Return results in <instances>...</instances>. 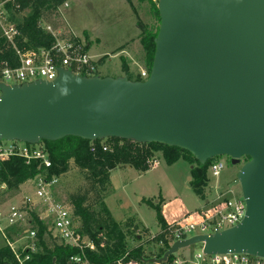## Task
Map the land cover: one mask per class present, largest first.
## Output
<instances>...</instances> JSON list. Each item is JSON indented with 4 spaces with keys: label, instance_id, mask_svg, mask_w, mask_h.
I'll return each instance as SVG.
<instances>
[{
    "label": "water",
    "instance_id": "water-1",
    "mask_svg": "<svg viewBox=\"0 0 264 264\" xmlns=\"http://www.w3.org/2000/svg\"><path fill=\"white\" fill-rule=\"evenodd\" d=\"M157 11L146 80L58 69L51 83L0 84V141L118 139L178 148L201 165L243 161L241 222L176 241L150 263L198 244L264 259V0H159Z\"/></svg>",
    "mask_w": 264,
    "mask_h": 264
},
{
    "label": "rangeland",
    "instance_id": "rangeland-1",
    "mask_svg": "<svg viewBox=\"0 0 264 264\" xmlns=\"http://www.w3.org/2000/svg\"><path fill=\"white\" fill-rule=\"evenodd\" d=\"M59 10L60 14L56 18L50 19L48 23L42 22V26L49 25L52 29H60L65 36H75L83 40L89 55L95 60L100 54L108 52L107 56L98 59V77H127L128 80L135 81L141 69L147 71L141 60L143 50L137 38L138 29L135 25L140 22L149 29H155L158 22L146 1L69 0L68 7H60ZM28 14V10L21 13L17 20ZM16 144L23 147L21 142ZM153 156L157 160V166L149 168L146 172H139L127 165L118 166L110 171L105 191L99 193L104 206L125 235L127 248L142 246L146 254L151 256L161 247L160 243L154 242V238L158 234H164L151 206H159L161 215L168 225L198 221L200 216L210 209V203L215 200L217 193L239 187L236 176L243 163L241 161L240 164L233 166L227 157L216 158L221 160L225 167L217 177H212L207 171V182L201 198L189 185L190 165L186 161L179 159L172 165H167L162 153L155 152ZM56 179L53 194L66 205L69 194L77 191L79 187L86 186L84 173L71 162L69 170ZM24 196L36 199L32 183L26 182L21 185L18 192L1 194L0 210L5 212L7 206L19 205L20 199ZM33 210L36 213L41 211L39 206H35ZM46 223L51 236L58 243L55 232L50 224ZM25 225L27 229L28 226ZM1 227H5V223L1 224ZM16 227L18 226L5 228L3 233L8 230L13 232ZM33 240L34 238L28 239L26 235H22L13 244L19 250L22 246L31 245L35 251ZM5 245L0 232V248ZM201 249V245H193L179 250L174 256L175 259L191 261Z\"/></svg>",
    "mask_w": 264,
    "mask_h": 264
},
{
    "label": "trees",
    "instance_id": "trees-1",
    "mask_svg": "<svg viewBox=\"0 0 264 264\" xmlns=\"http://www.w3.org/2000/svg\"><path fill=\"white\" fill-rule=\"evenodd\" d=\"M139 1H146L149 4L151 13L159 23L157 6L148 0ZM65 2L67 0H14L13 5L8 4L6 9L12 11L11 20L15 21L21 35L18 39V46L25 49L49 48L54 43V39L45 33L39 24L48 23L50 19L56 18L58 9ZM27 10L29 14L17 20V16ZM136 26L137 38L143 50L141 60L149 72L158 26L155 29H149L140 22H137ZM10 56L9 49L5 50L0 47V61L7 60ZM140 80L137 77L135 81ZM105 141L109 145V150L106 152L98 147V140L88 142L79 138L67 137L57 142H40L48 152L51 162V167L45 173L46 179L50 180L52 177L66 173L70 162L84 173L86 186L79 187L66 199L74 218L79 221V233L91 239L95 245L94 251H85L89 264H152L150 260L160 259L172 245V240L166 234H158L154 242L160 243L161 247L153 256L146 254L142 246L127 248L125 235L104 206L99 194L105 191L109 172L121 165L130 166L139 172H146L149 170L147 161L153 158L155 152H159L162 153V158L167 165H172L182 159L193 166L189 172L191 178L189 185L192 191L202 198L203 188L207 182L206 173L214 159L201 165L191 154L178 148L160 144H136L132 141L118 139H106ZM91 143L96 146L94 153L90 152ZM42 174H44V168L38 161L25 163V160L18 156H10L0 161V184L6 185V193L18 192L21 185L33 181ZM151 207L155 210L160 230H165L168 224L165 223L159 206L152 205ZM25 226L35 231L32 244L35 251L19 250L22 258L28 256V260L23 264H71L70 258L79 254L76 249L58 244L47 229V223L40 221L36 212H29V220ZM16 228L13 232L9 230L6 232L10 242L18 240L26 230L24 225H18ZM101 243L103 247H100ZM174 260L175 256L171 255L164 264H172ZM0 264H19L6 245L0 248Z\"/></svg>",
    "mask_w": 264,
    "mask_h": 264
},
{
    "label": "built area",
    "instance_id": "built-area-1",
    "mask_svg": "<svg viewBox=\"0 0 264 264\" xmlns=\"http://www.w3.org/2000/svg\"><path fill=\"white\" fill-rule=\"evenodd\" d=\"M148 1L157 5L159 0ZM8 4L13 5L14 0H0V47L11 51L10 58L0 61V84L20 86L36 81L51 83L57 79L58 69L68 71L73 76L86 78L98 76V61L89 55L85 42L75 36H65L60 29H52L49 25L39 24L40 28L54 39V43L49 48H20L18 39L21 35L15 21L11 20L12 11L6 9ZM61 7L66 8L67 2ZM147 77V71L140 72V78L146 80ZM7 143L8 145H6ZM16 143L17 141H0V161L10 156H18L24 159L25 163L38 161L44 168V174L30 181L35 187L36 199L24 196L20 199L19 205L11 204L7 206L5 212L0 210V232L6 246L10 248L19 264L28 260V256L21 257L19 248L14 246V242L9 241L7 234L3 231L5 228L27 225L29 212L35 211L33 208L39 206L41 211L36 213L37 218L50 224L57 236L58 244L78 251L79 254L70 258V263L89 264L85 251H94L95 245L91 239L79 233L80 224L74 218L71 208L54 196L52 190L57 179L52 177L47 180L45 175L51 167L48 152L40 143L35 145L23 143V147H18ZM98 147L103 152L109 150V145L105 140L99 141ZM95 150L96 146L91 143L90 152L94 153ZM214 160L209 165L208 171L212 177H217L225 165L221 160ZM147 166L151 169L157 166L154 156L147 161ZM6 192V185L0 184V195ZM216 195L215 200L210 203V209L205 211L198 221L169 224L162 231L172 240V244L195 236H209L233 228L241 222L246 205L241 197L240 188L232 187ZM3 223H5V227L2 228L1 224ZM24 235L28 239H33L35 231L26 229ZM100 247H103L102 243ZM21 250L34 252L31 245L22 246ZM172 264H264V259L245 254L205 255L200 251L191 261L175 259Z\"/></svg>",
    "mask_w": 264,
    "mask_h": 264
},
{
    "label": "crops",
    "instance_id": "crops-1",
    "mask_svg": "<svg viewBox=\"0 0 264 264\" xmlns=\"http://www.w3.org/2000/svg\"><path fill=\"white\" fill-rule=\"evenodd\" d=\"M68 2H69V0H67V7H68ZM58 14H60V10H59ZM135 26H136V25H135ZM70 32H71V31H70ZM137 36H138V35H137ZM138 41H139V40H138ZM107 55H108V52L102 53V54L99 55V58L105 57V56H107ZM99 58H98V59H99ZM98 59H97V61H99ZM141 71H144V70L141 69ZM141 71H140V72H141ZM140 72H139V75H138L139 77H140ZM27 183H28V182H27ZM30 183H31V182H30ZM164 221H165V220H164Z\"/></svg>",
    "mask_w": 264,
    "mask_h": 264
},
{
    "label": "flooded vegetation",
    "instance_id": "flooded-vegetation-1",
    "mask_svg": "<svg viewBox=\"0 0 264 264\" xmlns=\"http://www.w3.org/2000/svg\"><path fill=\"white\" fill-rule=\"evenodd\" d=\"M228 159V158H227ZM229 160V159H228Z\"/></svg>",
    "mask_w": 264,
    "mask_h": 264
}]
</instances>
